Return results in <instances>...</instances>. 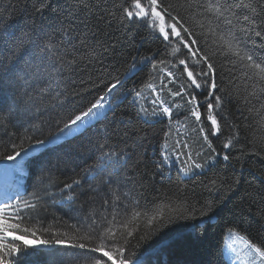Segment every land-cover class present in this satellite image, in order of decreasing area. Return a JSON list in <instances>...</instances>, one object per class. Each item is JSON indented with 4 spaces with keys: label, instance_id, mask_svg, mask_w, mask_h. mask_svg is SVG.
<instances>
[{
    "label": "snow or ice",
    "instance_id": "snow-or-ice-1",
    "mask_svg": "<svg viewBox=\"0 0 264 264\" xmlns=\"http://www.w3.org/2000/svg\"><path fill=\"white\" fill-rule=\"evenodd\" d=\"M40 3L37 11L42 12L45 0H40ZM181 9L191 15H182ZM258 9L264 11V6L251 0L248 3L242 0H185L183 4L170 0H144L143 3L135 0L132 10L123 9L122 21L149 27L171 47L174 57L186 50L184 58L178 59L183 73H186V86L180 85L179 90L171 92V96L187 97L190 116L198 123H202V114L199 111L201 101L197 97L204 95L209 133H205L203 126L199 131L205 133L203 140L212 155L202 164L193 160L190 152H177L175 160L186 155L180 168L184 175L214 163L217 156L226 162L229 160V153H217L208 136L219 134L218 110L224 102L232 101V94H225V88L217 82L213 59L202 46V41L207 43L208 37H211L217 44V54L233 67L238 64L243 77L262 94L256 96L253 92L250 95L256 98L257 103L264 101V58H257L248 43L253 33L264 35V32L256 30ZM193 16L208 18L207 33L197 34L190 23ZM64 23L61 21L58 28L41 23L31 33L17 37L8 30L3 13H0V92H7L9 102L6 110H0V128L3 129V135H0V164L6 175L15 177L13 183L0 194V264H29L30 258L39 252L41 246L67 256L66 264H146L143 256L130 250L131 238L137 229L129 230L128 218L147 216L151 209L142 207L126 192L122 193L123 200L116 195L117 188L124 187L119 173L130 158L128 152L125 149L113 150L106 142L102 143L101 140L106 141L107 137L96 138L85 133L97 129L108 119V114L115 112V108L129 96L133 97L135 117L148 122L149 113L140 103L142 91L127 88L126 85L143 64L151 63L153 69L157 65L153 63L152 56L141 60L134 57L124 72L115 70V75L107 72L104 77H98L93 90L79 91L78 85L83 84L78 78L82 69L102 62L107 51H98L85 37L79 47L72 45L79 56L65 59L68 53L60 54V45L64 43V37H70L76 29L65 28ZM67 23L72 25L74 22L68 20ZM54 38H59V43H54ZM167 76L171 82L176 79L171 71ZM148 87L151 89V84ZM244 99L248 101V97ZM151 103V116L157 120H171L173 108L179 107L175 103L166 105L159 101L158 96ZM120 123L125 121L122 119ZM238 138V133L233 131L223 148L229 149L233 140ZM78 139L79 143H72ZM261 144L264 145V141ZM183 146L188 147L187 144ZM49 154L54 156L57 168L60 163L65 166L75 164L77 168L80 167L77 161L87 163L91 160L92 163L83 169L80 178L72 179L60 186L58 192H52L43 182L44 174L54 167L53 160L46 158ZM160 157L161 168L174 162L170 161L166 140L161 146ZM33 164L37 165L35 172L31 167ZM97 176H107L106 180H101L102 187L90 185L85 190L84 182L95 180ZM49 183L54 184L55 181L50 180ZM220 186L218 180L210 182L212 188ZM102 191L115 196V199L105 198L101 195ZM82 197L84 202L77 210L74 205ZM97 198L102 211L95 208L89 210L97 203ZM57 206L67 208L69 212L78 211L79 215L73 217L75 223L57 220L53 214L55 227L48 226L46 221L50 209ZM212 211L213 204L209 201L199 215L203 217ZM162 215L157 212L148 218L147 223L152 225ZM177 218H185L184 213ZM61 227L67 230L60 231ZM229 234L236 236L247 249V264H264V247L251 243L233 230H229ZM45 235L47 239L43 238ZM227 247L236 253L235 247ZM239 260L237 254V264Z\"/></svg>",
    "mask_w": 264,
    "mask_h": 264
},
{
    "label": "trees",
    "instance_id": "trees-1",
    "mask_svg": "<svg viewBox=\"0 0 264 264\" xmlns=\"http://www.w3.org/2000/svg\"><path fill=\"white\" fill-rule=\"evenodd\" d=\"M134 2L135 0H45L46 6L39 12L37 9L41 7L40 0H0V13H3L8 30L17 37L31 33L41 23L58 28L60 22L64 21L65 28H75L70 37H64V43L60 45V54L65 51L68 53L65 55L67 60L79 56L72 45L79 47L85 37L98 51L106 50L107 55L102 62H97L95 67L82 69L78 78L83 84L78 85L79 91L93 90L98 77H104L107 72H112L113 75L115 70L124 72L134 57L141 60L152 56L157 67L153 69L151 63L143 64L126 85L127 88L142 91L140 103L149 113L148 122L135 117L133 97L129 96L115 108V112L108 114V119L98 125L97 129L85 135L107 137L106 141L101 142H106L113 150L125 149L128 152L130 158L119 173L124 187L117 188L116 195L123 200L122 193L126 192L129 198L138 200L142 207L151 209L147 216L128 218L129 230L137 229L131 238V251L143 256L146 264H230L224 252L226 233L229 230H235L251 243L264 247V145L261 144L264 141V101L257 103L256 98L250 95L253 92L256 96L262 94L254 89L251 81L243 77L238 64L233 67L223 56L217 54V44L211 37H208L207 43L202 41V46L213 59L217 82L220 87L225 88V94H232V101L224 102L218 110L219 134L208 136L217 153H229V160L226 162L217 156L214 163L184 175L180 168L186 155L175 160L177 152H190L193 160L202 164L212 155L203 140V135L209 133L204 95L197 97L201 101L199 111L202 114V123H198L190 116L187 97L171 96V92L179 90L180 85L186 86V73H183V66L178 64V59L184 58L186 50L174 57L171 47L151 32L149 27L142 23L129 24L122 21L123 9L132 10ZM170 2L183 4L185 0ZM242 2L248 3L249 0ZM251 2L264 6V0ZM181 14L191 15L183 9ZM68 20L74 23L69 25ZM190 23L198 35L207 33L208 18L193 16ZM256 23V30L264 32V11L258 9ZM69 39L71 43H68ZM53 42L59 43V38H54ZM248 43L257 58H264V35L256 36L253 33ZM160 61L165 63L160 64ZM169 71L176 78L174 82L167 76ZM157 96L159 101L168 106L173 103L179 105L173 108L171 120L152 118L151 101ZM245 97H248V101H245ZM8 103L7 92H0V110H6ZM122 119L125 121L123 124L120 123ZM201 126L205 133L199 131ZM233 131L238 133L239 138L233 140V146L225 150L223 144L233 135ZM0 135H3L2 128ZM165 140L170 161L174 162L161 168L160 152ZM79 142L78 139L72 143ZM185 144L188 145L187 148L183 146ZM197 153L200 155L197 156ZM46 158L53 160L54 167L51 172L44 174L43 182L52 192H58L63 184L80 178L83 169L92 163L91 160L87 163L77 161L79 168L75 164L65 166L60 163L57 168L52 154ZM31 167L33 172L37 170L36 164ZM14 179V176L5 174L3 165L0 164V194ZM102 179L106 180L107 176H97L95 180L84 182V189L87 190L90 185L102 187ZM214 179L220 182V187H210V182ZM50 180L55 183L50 184ZM101 195L115 199V196L104 191ZM209 201L213 204V211L201 217L200 210ZM83 202L82 197L74 208L78 210ZM99 204L97 198V203L91 205L89 210L95 208L102 211ZM157 212L163 215L149 225L148 218ZM180 213H184L185 218L178 219ZM53 214L57 220L72 224L75 223L73 217L78 216L79 212H69L67 208L59 206L50 209L46 221L50 227H55ZM66 230L64 227L60 228V231ZM43 238L48 237L45 235ZM67 260V256L41 246L39 252L30 258L29 264H66Z\"/></svg>",
    "mask_w": 264,
    "mask_h": 264
},
{
    "label": "rangeland",
    "instance_id": "rangeland-1",
    "mask_svg": "<svg viewBox=\"0 0 264 264\" xmlns=\"http://www.w3.org/2000/svg\"><path fill=\"white\" fill-rule=\"evenodd\" d=\"M233 231L239 234V232L235 230ZM228 245H232L233 247H235L236 253H232L227 247ZM224 252L230 264H237V254L240 257L238 264H247V261L245 259L246 254H247V249L244 248L243 244L240 242V240L236 236H231L229 234V231L226 233Z\"/></svg>",
    "mask_w": 264,
    "mask_h": 264
}]
</instances>
